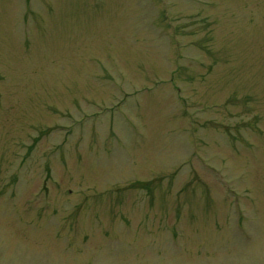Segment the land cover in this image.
<instances>
[{
  "label": "rangeland",
  "instance_id": "1",
  "mask_svg": "<svg viewBox=\"0 0 264 264\" xmlns=\"http://www.w3.org/2000/svg\"><path fill=\"white\" fill-rule=\"evenodd\" d=\"M0 264H264V0H0Z\"/></svg>",
  "mask_w": 264,
  "mask_h": 264
}]
</instances>
